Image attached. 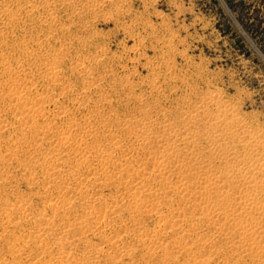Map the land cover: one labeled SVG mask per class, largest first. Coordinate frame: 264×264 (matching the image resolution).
Instances as JSON below:
<instances>
[{"label": "bare ground", "instance_id": "6f19581e", "mask_svg": "<svg viewBox=\"0 0 264 264\" xmlns=\"http://www.w3.org/2000/svg\"><path fill=\"white\" fill-rule=\"evenodd\" d=\"M17 3L0 1L8 23L30 17ZM48 47L0 61V264H264L263 128L214 89L165 99L155 76L117 78L102 48Z\"/></svg>", "mask_w": 264, "mask_h": 264}, {"label": "rangeland", "instance_id": "374dc122", "mask_svg": "<svg viewBox=\"0 0 264 264\" xmlns=\"http://www.w3.org/2000/svg\"><path fill=\"white\" fill-rule=\"evenodd\" d=\"M0 1L3 2V0ZM12 1L10 0V2ZM17 1L14 0L16 3ZM30 1L19 0L17 6L9 5L10 11L18 14L21 12L20 4V7L24 4L32 5L29 7L33 8L30 10L28 19L22 12L19 14L20 20L18 18L13 23H8L9 20L5 15V17L0 16V38H2V41L0 39L2 42H0V55L3 53L2 55L5 57L3 58L1 55L0 61L5 62L8 59L10 64L8 62L7 64L12 68L21 60L30 59L31 62L32 57L43 54L45 47L48 46V51H53L54 48H67L65 60L78 59L83 54L82 57H87V55L94 54L98 48H102L108 59L115 56L111 64L113 72L118 74V76L116 74L117 78L129 76L135 83L139 82L138 84H140L145 80L148 82V79L155 76L159 78L158 80H162L163 87L166 86L164 98H173L176 101L184 99L185 97L182 96L187 93L191 96L193 87L195 91H197L196 88L198 89L199 94L214 89L213 91L221 92L223 99L228 102L232 101L234 106L237 105V111H240L239 114H243L242 116H245L244 118L248 119L249 123L252 122V125L259 126L264 130V0H62L63 3L61 0H42L43 7L40 3L41 0ZM36 1L37 3H35ZM90 3L93 8L91 5L90 7L85 5ZM120 3L122 4L120 5ZM47 4L51 6L48 5V7ZM74 6L81 11L79 16L70 12ZM90 9H94L95 13L89 14ZM55 10H58V13ZM104 10L111 13L104 15L106 13ZM87 13L93 15L92 18L86 15ZM96 13L100 15L94 16ZM53 15L55 16L53 17ZM35 21L40 22L37 24L34 23ZM32 22L33 24H31ZM68 25L69 29H65L66 31L61 28V26ZM16 26L17 28H15ZM50 26L52 27L49 30ZM52 28H55L54 31ZM49 31L52 32L48 33ZM65 34H69L68 37ZM35 37L38 39L36 40ZM48 38H52L50 43L40 48L43 41ZM22 41L27 43L28 50H19L20 45H17ZM138 41L141 42L138 43ZM160 45L162 46L160 47ZM51 48L53 50H50ZM19 54L21 55L19 56ZM139 56L141 59L138 58ZM172 56L173 58H171ZM163 63L164 65H162ZM87 65L90 66V63ZM33 67L35 66L33 65ZM167 67L170 69L168 70ZM101 69V67L98 69V73L104 70ZM169 71L170 73H168ZM166 76L167 78H165ZM170 82L176 84L174 90L171 89L172 87L170 88ZM148 87L150 86H142L145 89ZM168 87L169 90L171 89L170 91ZM189 89L190 92H188ZM40 90L42 89L40 88ZM195 97L193 96V98ZM23 183H19L20 190L18 191L21 194H30L38 189L37 187L29 188Z\"/></svg>", "mask_w": 264, "mask_h": 264}]
</instances>
